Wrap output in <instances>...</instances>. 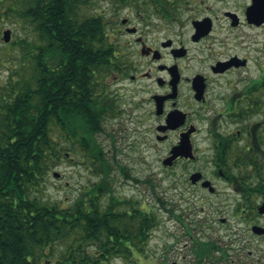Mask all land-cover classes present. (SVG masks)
<instances>
[{
	"label": "trees",
	"instance_id": "16d2710c",
	"mask_svg": "<svg viewBox=\"0 0 264 264\" xmlns=\"http://www.w3.org/2000/svg\"><path fill=\"white\" fill-rule=\"evenodd\" d=\"M86 3L5 0L7 11L27 34L20 41L22 54L11 78L0 83V264H102L114 257L129 259L143 253L158 224L151 209L142 208V201L113 192L109 186L113 168L102 147L86 137L103 130L107 119L108 93L100 77L110 74L113 50L118 47L107 35L111 18L104 11L84 14ZM33 39H37L35 62ZM122 52L120 47L116 54ZM96 93H101L100 104L89 100ZM50 96L51 101L55 98L48 108ZM67 141L89 152L99 164L100 179L67 206L43 202L32 190L42 185L63 156ZM258 145L257 155H244L243 171L237 175L246 208L253 196L264 199V139ZM117 169L130 177L124 165L117 163ZM240 206L236 212H242ZM195 241L201 264L216 245ZM221 251L225 254V249Z\"/></svg>",
	"mask_w": 264,
	"mask_h": 264
},
{
	"label": "flooded vegetation",
	"instance_id": "af4514ba",
	"mask_svg": "<svg viewBox=\"0 0 264 264\" xmlns=\"http://www.w3.org/2000/svg\"><path fill=\"white\" fill-rule=\"evenodd\" d=\"M117 3L111 7L107 24V35L118 46L113 50L108 75L117 89L107 94L106 114L119 119L129 116L125 123L128 135L127 124L132 123L144 143L152 135L156 143L166 144L160 162L171 173L180 168L174 185L192 189V193L208 191L209 186L202 183L208 180L213 185V176L203 167H195V162L200 152L209 151L206 164H211L212 174L239 190L242 199L237 175L243 171L244 155H257L258 143L264 139V0ZM124 8L127 13L119 16ZM18 29L21 25L7 11L5 0H0V70L9 71L21 58L23 39ZM36 40L31 53L34 62ZM120 47L124 52L117 55ZM119 56L122 59L116 61ZM11 72L5 76L7 80ZM100 95L96 93L89 100L100 104ZM61 97L66 105L67 93ZM53 98H48V108ZM198 140L208 142L200 151ZM181 142L189 145L190 151H180L194 156L178 151ZM176 151L179 153L171 157ZM195 172L201 176L193 182ZM261 203L264 199L259 197L253 208H241L238 215L248 212L255 218L264 217L257 211ZM255 224L263 226L264 222ZM251 233L264 240V231ZM219 249L216 246L215 250ZM262 256L253 264H264Z\"/></svg>",
	"mask_w": 264,
	"mask_h": 264
},
{
	"label": "rangeland",
	"instance_id": "374dc122",
	"mask_svg": "<svg viewBox=\"0 0 264 264\" xmlns=\"http://www.w3.org/2000/svg\"><path fill=\"white\" fill-rule=\"evenodd\" d=\"M112 5V0H87L81 10L84 14L104 11V16L111 18ZM126 9H121L119 16L125 15ZM18 33L23 37L27 34L23 28L18 29ZM15 66L12 63L10 67L13 70ZM11 69L0 70V81L7 80L5 76L9 75ZM101 76L105 92L110 94L111 90L117 89L109 76ZM106 117L102 124L103 130H100L102 132L86 137L92 140L91 143L102 147L103 156L113 168L109 176V186L118 197L142 201V208L151 209L158 224L153 229L143 253L129 259L114 257L102 264H197L195 240L211 241L220 249H225L226 255L223 256L220 249L214 250L201 264H253L256 257L263 255L264 258V240H259L251 233V226L256 222L263 223L264 217L255 218L248 212L238 215V205L246 209L243 198L241 199L239 190L218 175L212 174L211 164H206L211 152H200L201 156L195 162V167L201 166L207 174L213 176L212 183L216 190L214 194L203 190L192 193V189L174 185V177L178 176L180 168L171 173L162 167L160 161L166 144L156 143L152 135L144 143L133 131L135 127L132 123L127 124L130 128L128 135L125 123L129 116L122 115V120L109 115ZM58 132L56 130L51 134L56 137ZM65 144L63 156L48 172L42 185L32 190V195L39 200L57 203L59 206H67L85 188L100 179L96 172L99 164L92 161L89 152L83 150L75 141H67ZM196 144L200 151L208 142L198 140ZM113 148L118 151L115 152ZM112 154L114 159L111 158ZM117 163L126 167L129 178L117 169ZM55 171L58 176L53 175ZM251 199L254 201L251 202L250 209L255 206L259 197L253 196Z\"/></svg>",
	"mask_w": 264,
	"mask_h": 264
},
{
	"label": "water",
	"instance_id": "95a60500",
	"mask_svg": "<svg viewBox=\"0 0 264 264\" xmlns=\"http://www.w3.org/2000/svg\"><path fill=\"white\" fill-rule=\"evenodd\" d=\"M5 40H6V41L9 40V36H8L7 33H6V35H5ZM188 149H189V151H190V147H189V145L186 146L184 142H181V143H180V147L178 148V151H180V150H188ZM178 151H176L174 154H172L171 157L176 156V155L179 153ZM180 152H182V154H184V155H186V156H189V157L194 156L192 153L188 154V153L185 152V151H180ZM167 160H169V157L167 158ZM167 160H164V163H167ZM54 175L58 176V173L55 172ZM200 176H201V173H200V172H195V173H193V174L191 175V180H192L193 182H195V181H197V180L200 178ZM202 186H204V187H208V186H209L208 190H209L210 192L214 191V189H215L214 186L211 185L210 181H208V180H205V181L202 183ZM258 212H259V213H264V203H261V204L258 206ZM251 229H252V231H254L255 233H261V232L264 231V227H263V226H260V225H253V226L251 227Z\"/></svg>",
	"mask_w": 264,
	"mask_h": 264
}]
</instances>
